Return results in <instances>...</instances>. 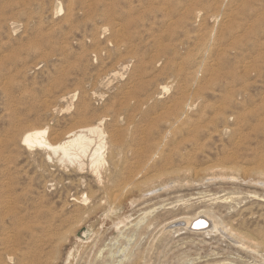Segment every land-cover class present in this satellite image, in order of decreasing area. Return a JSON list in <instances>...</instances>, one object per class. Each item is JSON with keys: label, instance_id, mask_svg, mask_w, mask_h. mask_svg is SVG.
I'll list each match as a JSON object with an SVG mask.
<instances>
[{"label": "rangeland", "instance_id": "obj_1", "mask_svg": "<svg viewBox=\"0 0 264 264\" xmlns=\"http://www.w3.org/2000/svg\"><path fill=\"white\" fill-rule=\"evenodd\" d=\"M91 123L102 183L22 143ZM48 263L264 264V0H0V264Z\"/></svg>", "mask_w": 264, "mask_h": 264}, {"label": "bare ground", "instance_id": "obj_2", "mask_svg": "<svg viewBox=\"0 0 264 264\" xmlns=\"http://www.w3.org/2000/svg\"><path fill=\"white\" fill-rule=\"evenodd\" d=\"M47 134H48V130L46 128L28 131L24 134V136L22 138V143L24 145H26L27 147H30V148L31 147L32 148L33 147H40V148L47 150L49 153V154H47L48 158L52 161L56 158L57 162L60 163V166L62 165L65 168L71 167V168H74V169L80 171L81 173H84L85 172L84 170L89 168L92 172H94L96 174V176H98V181L100 183L103 182L101 180V173H102V171L108 170V168L110 166L111 153L109 151V140H108L107 132L104 129V127L101 126V124L91 123V124L79 126L76 129H72L71 131H69L67 133L66 138H64L63 140H61L57 143L50 142L47 138ZM116 141H117V139H116ZM131 179L133 181L134 178H131ZM130 181L131 180H129V182ZM126 184H129V183L126 182ZM106 185L102 186L103 190L107 189ZM122 185L123 184H121V186ZM124 187H121L122 190L125 189ZM114 193L112 195V196H114L113 198L116 197L115 196L116 194L114 195ZM117 193H120V190ZM86 201H87V199H86ZM114 201H115V199H114ZM202 215L199 214V215L194 216L193 218L189 219L186 222L188 224L189 228L193 224V222H195V221H197L194 225L195 227L201 226L199 224H201V221H204V220H200V219L206 220V217H204ZM165 227H167V226H165ZM208 227H211V226L209 225ZM208 227L197 228L196 230H205V231L212 230V228H208ZM217 227H218V225H217ZM231 232H233V230ZM225 234H227V233H225ZM55 237H57V236H55ZM59 239H60V237H59ZM59 239L57 240V242L59 241ZM242 247H243V244H242ZM52 259L53 258L51 257L50 260H52Z\"/></svg>", "mask_w": 264, "mask_h": 264}, {"label": "water", "instance_id": "obj_3", "mask_svg": "<svg viewBox=\"0 0 264 264\" xmlns=\"http://www.w3.org/2000/svg\"><path fill=\"white\" fill-rule=\"evenodd\" d=\"M200 220H204V221H201V224H199V225H201V226H199V227H195L194 225H195V223L197 222V221H195V222H193V224L190 226V228L191 229H197V228H204V227H208L209 226V222L208 221H206L205 219H200ZM181 225H183V223H180Z\"/></svg>", "mask_w": 264, "mask_h": 264}]
</instances>
